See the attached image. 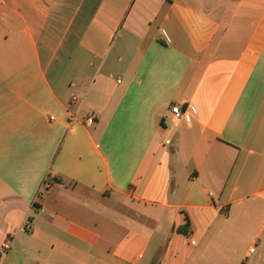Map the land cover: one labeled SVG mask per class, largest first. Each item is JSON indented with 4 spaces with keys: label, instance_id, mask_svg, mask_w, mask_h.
<instances>
[{
    "label": "crops",
    "instance_id": "crops-1",
    "mask_svg": "<svg viewBox=\"0 0 264 264\" xmlns=\"http://www.w3.org/2000/svg\"><path fill=\"white\" fill-rule=\"evenodd\" d=\"M0 264H264V0H0Z\"/></svg>",
    "mask_w": 264,
    "mask_h": 264
},
{
    "label": "built area",
    "instance_id": "built-area-1",
    "mask_svg": "<svg viewBox=\"0 0 264 264\" xmlns=\"http://www.w3.org/2000/svg\"><path fill=\"white\" fill-rule=\"evenodd\" d=\"M172 114H173V118H178L180 113H181V110H180V106L179 104L175 103L171 106L170 108ZM87 121H92L93 120V116L90 114L89 116H87L86 118ZM253 248H249V251H251Z\"/></svg>",
    "mask_w": 264,
    "mask_h": 264
}]
</instances>
